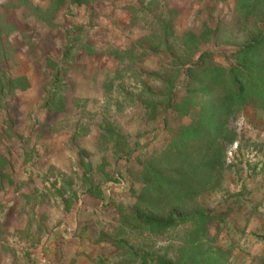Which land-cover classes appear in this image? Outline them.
Returning a JSON list of instances; mask_svg holds the SVG:
<instances>
[{
  "label": "rangeland",
  "instance_id": "rangeland-1",
  "mask_svg": "<svg viewBox=\"0 0 264 264\" xmlns=\"http://www.w3.org/2000/svg\"><path fill=\"white\" fill-rule=\"evenodd\" d=\"M235 3L63 0L54 8V0H0L9 51L0 69L27 82L0 97V264H143L144 254L191 264L194 254L227 250L223 190L245 156L238 140L252 138L242 124L255 116L251 102L231 107L226 128L235 138L197 197L213 215L206 235L192 224L157 234L136 224L134 212L143 165L171 159L173 135L200 110L183 116L170 107V87L178 104L187 92L185 37L208 30L198 53L228 69L232 54L264 30L263 11L235 21ZM199 94L194 101L205 103ZM169 204L154 199L144 208L161 213Z\"/></svg>",
  "mask_w": 264,
  "mask_h": 264
},
{
  "label": "trees",
  "instance_id": "trees-1",
  "mask_svg": "<svg viewBox=\"0 0 264 264\" xmlns=\"http://www.w3.org/2000/svg\"><path fill=\"white\" fill-rule=\"evenodd\" d=\"M54 2V8H57L62 5L63 0ZM77 2L85 0H73V3ZM235 2V21L238 16L243 18L255 11L264 12V0ZM261 22H264V18ZM257 33V38L247 41L232 54L234 63L228 69L210 63L208 52L198 53L199 41L209 36L208 30L207 34L203 33L199 37L193 34L185 37L183 48L188 53V58L183 61V65H191L186 70V96L178 104L170 87L168 99L170 107L183 116L192 115L194 105L199 104L200 110L192 116L189 125L182 126L173 135L167 149L172 150L171 159H167L164 154L143 165L145 185L138 197V204L142 207L137 206L134 221L146 230L162 234L177 225L192 224L196 225V230L202 235H206L207 225L212 221L213 215L201 208L197 197L201 191L206 190L212 175L222 170L224 145L233 141L234 134L226 128L227 120L233 114L231 107L237 106L239 109L251 102L256 110L264 111V30L258 28ZM190 40L196 43L189 45ZM2 46L0 33V66L9 56V51ZM191 56H197L192 64ZM19 87H27L26 79L9 78L0 69V97L14 94ZM198 93L207 99L205 103L194 101ZM47 102L49 108L60 109L57 107L58 100L57 104L53 100ZM227 137L232 139L227 141ZM86 192L90 195L100 194L99 189L93 188H88ZM154 199L170 201L169 208L161 213L144 208ZM228 252L227 247L226 251L217 248L214 253L194 254L191 264H225ZM139 258L143 264L148 259L151 260L150 264H188L184 257L177 262L165 257L154 259L148 254Z\"/></svg>",
  "mask_w": 264,
  "mask_h": 264
},
{
  "label": "crops",
  "instance_id": "crops-1",
  "mask_svg": "<svg viewBox=\"0 0 264 264\" xmlns=\"http://www.w3.org/2000/svg\"><path fill=\"white\" fill-rule=\"evenodd\" d=\"M254 115L251 123L243 119V127L252 129L248 132L252 138L238 140L245 156L239 159L237 171L233 167L229 171L232 181L223 190L229 234L224 240L229 248L225 264H264V111L255 110Z\"/></svg>",
  "mask_w": 264,
  "mask_h": 264
}]
</instances>
